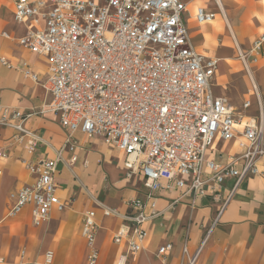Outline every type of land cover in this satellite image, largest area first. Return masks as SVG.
<instances>
[{
    "label": "built area",
    "instance_id": "1",
    "mask_svg": "<svg viewBox=\"0 0 264 264\" xmlns=\"http://www.w3.org/2000/svg\"><path fill=\"white\" fill-rule=\"evenodd\" d=\"M185 11L182 0H14L13 18L26 27L17 43L46 58L41 84L50 96L48 109L57 113L66 135L58 147L48 145L52 157L24 161L33 178L18 189L6 217L28 207L31 222L39 225L51 211L64 208L54 176L58 163L70 166L76 161L72 133L80 131L123 154L126 178L135 172L143 177L145 192L126 201V212L104 210L121 219L112 240L126 248L115 263L127 264L129 256L144 249L145 224L160 214L156 199L161 191H174L178 196L173 201L189 195L193 205L196 198L208 195L215 206V217L198 244L190 248L188 235L181 243L178 264H197L238 186L264 164V129L260 120L242 121L223 97L213 94L217 59L193 46L183 20ZM214 17L215 13L196 7L197 23ZM263 44L264 29L248 52H237L245 71L250 72L249 64L257 61ZM0 62L12 66L3 56ZM23 73L40 81L29 68ZM250 88L257 90L253 81ZM28 116L0 107V125L13 129L18 140L26 139V149L33 153L39 137L24 126ZM237 124H242L240 129ZM237 135L242 138L240 151L227 162L205 157L216 139L229 141ZM64 153L69 156L64 158ZM226 180H233L232 186H223ZM97 227L95 210L87 209L81 222L86 264L99 260L94 244ZM171 250L172 243L165 242L156 253L163 256ZM53 259L54 252L48 249L41 263L32 264H53ZM15 264L25 263L19 259Z\"/></svg>",
    "mask_w": 264,
    "mask_h": 264
},
{
    "label": "crops",
    "instance_id": "2",
    "mask_svg": "<svg viewBox=\"0 0 264 264\" xmlns=\"http://www.w3.org/2000/svg\"><path fill=\"white\" fill-rule=\"evenodd\" d=\"M182 1L186 3L183 20L193 46L200 53L217 59L219 53L214 51L222 42V36L226 37L222 27L216 31L218 23L225 20L219 6L213 0L217 7H209L208 0L202 7L215 13V17L199 24L194 18L197 6L193 10L188 7L198 0ZM13 3L14 0H0V56L12 65L8 67L0 62V107L29 114L24 126L34 132L39 140L33 153H29L26 139L18 140L13 129L0 125V216L5 209L0 218V264H15L19 259L25 264L34 261L41 263L48 249L54 252L53 264H86L81 222L83 213L90 208L96 212L98 225L94 239L99 250L97 264H116L117 255L126 248L125 243L116 244L112 240L113 231L121 219L106 215L104 210L110 208L117 209L121 214L126 212V201L141 197L145 187L139 172L130 178L125 177L122 159L113 153V150L120 151L106 146L99 137L91 139L80 131L72 133V139L77 144V159L70 166L64 162L58 163L54 176L58 197L64 204L61 211H51L49 218L39 225L31 222L28 207L14 217H6L7 208L14 203L18 189L33 178L25 168L24 161L52 157L53 152L48 145L58 147L66 135L59 125L57 113L48 109L50 96L41 84L47 73L46 58L17 43L16 38L25 34L26 27L14 20ZM225 5L231 31L236 34L239 46L241 43L249 46L264 29V0H225ZM5 33L9 37H5ZM205 35H214V38L221 36L214 43V38L206 39ZM224 43L219 45V52L225 50ZM234 52H237L236 49H233L232 55L238 60ZM259 61V72L258 69L250 72L242 69L239 80L241 91L226 97V86L222 79L230 76L231 66L227 60L228 63L221 70L217 59L212 92L223 97L235 114H241L242 121L251 118L256 122L260 120L264 129V44ZM26 68L35 73L40 81L24 75ZM251 81L256 85L255 93L251 91ZM245 101L249 102L246 107L243 106ZM55 135H62L58 145ZM84 136L87 140H84ZM240 140V135L229 141L216 139L205 157L225 163L232 155L239 153ZM68 156L69 153H64V158ZM259 169V173L243 181L236 189L205 241L197 264H264L263 163L259 164ZM232 184L233 180H226L223 186L230 187ZM177 196L178 193L174 191L160 192L156 199L160 214L145 224L148 229L145 247L134 257L129 256L127 264H178L184 236L188 235L190 248L198 244L215 217V206L208 195L196 198L193 205L189 195L173 201ZM5 220L9 222L1 224ZM165 242L172 243V250L166 255H158L156 249Z\"/></svg>",
    "mask_w": 264,
    "mask_h": 264
},
{
    "label": "rangeland",
    "instance_id": "3",
    "mask_svg": "<svg viewBox=\"0 0 264 264\" xmlns=\"http://www.w3.org/2000/svg\"><path fill=\"white\" fill-rule=\"evenodd\" d=\"M207 2H208V0H198L196 3H194V4H190V5H188V7H190L192 10L196 7V6H205L206 4H207ZM230 2V1H229ZM232 3V2H231ZM208 6L209 7H211V8H214L213 6H216L217 7V5L215 4V2L213 1V0H210V3H208ZM263 31V29L261 30V32ZM260 32V33H261ZM219 36H221V35H219ZM218 35L213 39V41H214V43H216L215 42V39L217 38V37H219ZM225 41V43L224 44H226V41H227V38L226 37H224V36H222V42L221 43H223ZM220 43V44H221ZM219 44V45H220ZM219 45H217V49L214 51L215 53L216 52H218V53H220L219 52V50H218V48H219ZM241 47V51H243V52H248V50L250 49V45L249 46H247V44L246 43H241V45H240ZM233 49H236V51L238 50V51H240L239 49H237V47H235V48H230V49H225V50H222L221 51V53H223V54H226L228 57H227V60H228V62H229V65L231 66V67H229V65L227 66V68L229 67L231 70H230V76H227V78L225 77L224 79H222V82H223V84H225V86H226V88L224 89V92H225V96L226 97H232L233 95H237L238 93H239V91H241L240 89H241V87H240V83H239V80H240V74H241V72H242V69H243V67H242V64H241V62H240V60L237 58V52H234V56H236V58L238 59V60H236V59H234L233 58V55H232V52H233ZM262 53V52H261ZM219 55H217V57H218ZM261 56V55H260ZM259 56V57H260ZM259 57L257 58V61H255V62H250V64H249V67H250V70H257L258 69V71L257 72H259V66H260V61H259ZM250 58V56H248V59ZM220 64H221V61H220ZM221 66V65H220ZM240 69H241V71H240ZM244 70V69H243ZM227 72H228V70H227ZM218 73L219 72H217V75H218ZM227 74V73H226ZM219 88V90H222L221 89V87H218ZM239 103H236V105H238ZM86 138H85V136H84V140H85ZM92 139V138H91ZM55 140H56V142H57V145H58V141H61L62 140V135L59 137V136H57V135H55ZM87 140V139H86ZM89 140V139H88ZM55 142V143H56ZM106 148V147H105ZM47 149H49L48 147H47ZM113 153L116 155V157H119L120 159H122V155H121V153L120 152H118V151H116V150H113ZM8 205V204H7ZM4 213H5V209L3 210V212H2V214H1V216H0V218H2L3 217V215H4ZM9 222V220H5V221H2V223L1 224H5V223H8Z\"/></svg>",
    "mask_w": 264,
    "mask_h": 264
},
{
    "label": "bare ground",
    "instance_id": "4",
    "mask_svg": "<svg viewBox=\"0 0 264 264\" xmlns=\"http://www.w3.org/2000/svg\"><path fill=\"white\" fill-rule=\"evenodd\" d=\"M215 2L219 6V8H220V10L222 12L221 14L225 18L224 22L222 20L216 26V27H218V28H216V31H218L219 27H222L224 29L225 34H226L227 41H226V44H224V48L225 49H230V48L237 47V49H239L241 51V48H240L239 43H238L237 38H236V34L233 31H231L232 29L230 27L229 19L227 17V13H226V10H225V6H226L225 5V0H215ZM204 33H207V32H204ZM205 38L206 39L214 38V35H205ZM218 55H219V58L221 59V64L220 65H221V70H222V67L225 66L228 63L227 62V57L228 56L226 54L221 53V51H220V53ZM219 58L217 57V59H218V61L220 63V59ZM243 69H244V67H243ZM248 70L249 69H247L246 72H248ZM244 72H245V69H244ZM241 125L242 124H237L236 126L239 128V127H241Z\"/></svg>",
    "mask_w": 264,
    "mask_h": 264
}]
</instances>
